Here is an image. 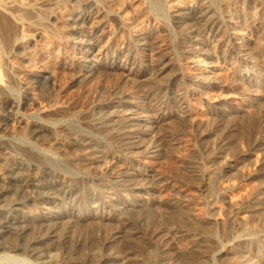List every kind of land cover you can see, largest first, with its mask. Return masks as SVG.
<instances>
[{"label":"rangeland","instance_id":"374dc122","mask_svg":"<svg viewBox=\"0 0 264 264\" xmlns=\"http://www.w3.org/2000/svg\"><path fill=\"white\" fill-rule=\"evenodd\" d=\"M79 1L22 0L23 5L35 8L27 15L16 9L23 13L17 16L15 11L18 18L0 10V87L9 96L0 94V121L5 124L0 122L4 143L0 173L28 179L31 165L21 147L30 145L46 155L56 175L40 179L55 180L58 188L70 190L45 207L39 196L21 199L23 206L5 213L12 221L19 218L18 224L14 222L16 225L0 234V242L12 245L46 233L36 246L58 260V239L68 235L70 240L80 238L73 254L76 260L95 248L99 252L127 248L134 253L132 264H143L147 250L136 242L139 236L129 233L108 243L109 233L123 221H140L143 224L137 230L143 228L148 237L159 225L179 231L168 216L182 202L188 224L181 228L194 233L191 224L198 221L203 226L199 236L209 254L203 264H264V0H90L108 15L102 23L105 35L89 55L92 70L84 71L83 76L64 67L80 38L69 26L68 15L88 7ZM170 2L176 6L168 7ZM123 17L128 18L127 24ZM205 22V30L195 28ZM191 23L193 30L189 29ZM127 52L131 55L128 69L133 72L125 76L113 71L110 64ZM157 58H163L162 65L156 64ZM25 65L29 68L24 69ZM49 73L55 77L53 83L48 82ZM154 97L160 99L159 106H153ZM129 112H137V119L127 120ZM5 114L13 120L23 118V123L13 126ZM158 114L163 117L157 120ZM32 121L43 122L47 129L40 135L28 133L26 125ZM226 125L233 129L226 130ZM121 129L132 130L141 142L128 155L137 168L138 182L119 189L104 171L121 168L120 158L125 156L116 144ZM156 134L168 136L159 150L149 146ZM224 138L218 151L216 145ZM82 139L89 146L79 144ZM258 139L259 145H255ZM186 162L196 166L200 184L192 185L186 179ZM33 172L42 174V166L36 165ZM84 172L100 178L81 182ZM150 185L157 188L140 187ZM8 186L13 191L7 195L16 198L20 183ZM90 192L97 197L91 199ZM102 198L114 203L115 209L100 216L94 205ZM55 205L66 215L58 222L46 220L54 222V237L47 235L48 223L38 231L31 219L41 212L48 214V207ZM187 242L178 238L174 250L187 253ZM81 244L90 252L82 250ZM226 248L230 251L222 256ZM184 263L182 257L170 260V264ZM12 264L26 263L18 260Z\"/></svg>","mask_w":264,"mask_h":264},{"label":"bare ground","instance_id":"6f19581e","mask_svg":"<svg viewBox=\"0 0 264 264\" xmlns=\"http://www.w3.org/2000/svg\"><path fill=\"white\" fill-rule=\"evenodd\" d=\"M80 1H79L80 2L79 4H84L85 6H88V7L86 9L85 8L84 9H82V8L77 9V7H72L74 9L79 10V11L75 14V11H77V10L73 9L74 11L72 13H70V15H68V17L70 16L69 19H71V23H70L69 26L71 27V29L73 31H75V32L77 31L80 34V38H78V40L76 41V44H77L76 45V49H77L76 52H73V53L70 54V59H69L68 62L64 63L65 64L64 67L67 68L68 70L72 71L73 74H80V75L83 76L84 75V71L85 72L86 71L90 72L92 70L94 62H93V59H89V55L93 52L92 48L96 45V43H98V41H100L101 36L105 35V32H106L105 31V26H102V23L104 22L106 16L108 15V12L106 10H103L102 7L94 6L93 5L94 2L91 3L90 0H80ZM26 5L27 4L23 5L22 0H0V10H2L4 13H6L7 16H13L14 17L15 14H16L15 11H17L16 9H18L19 11L22 10L24 15H27L31 11V9L35 8V7H33V5H31V6L30 5L26 6ZM177 5L179 6V4H177ZM174 6H176V5H171V2H170V5L168 7L172 8ZM28 10H29V12L27 13ZM140 10H141V8H140ZM24 11H26V12H24ZM170 11H173V9H171ZM22 12H18L17 16L21 15ZM23 13H22V15H23ZM17 16H15V17H17ZM209 19H210V17H209ZM122 20H123V22L125 24H127V22H128V18L127 17H123ZM192 20H194V22H195V16L194 15H193V19ZM229 20H231V19H229ZM17 21H19V20H17ZM192 23H193V21H192ZM192 23L190 24V26L192 25ZM202 25L204 27H201ZM101 26H102L101 33L98 34L97 33V29L100 28ZM193 26H195V25H192L191 28H189V29L193 30L195 28H198V30L199 29L205 30V28L208 26V24L205 22V24L203 23L200 26H196L195 28H192ZM1 29H3V28H1ZM5 29H7V28H5ZM5 39H7V38H5ZM14 41L16 42V39H14ZM143 43H145V42L143 41ZM15 47L16 48H20L21 46L19 44H16ZM118 56L115 59L112 60V62L110 64V67L113 69V71L116 70V71H118L119 73H121V74H123L125 76L131 75V73L133 72L131 70L132 68L130 67L128 69V64L130 63V59H131L130 53L125 54V56H123L122 59H120ZM23 57L24 58L27 57V53L26 52L23 53ZM152 59H153V57H152ZM157 59L158 60H157L156 64L162 65L163 58L162 59L161 58L160 59L157 58ZM119 60H120V62H119ZM23 68L27 69V68H29V66L25 65ZM163 68H164L163 66L161 68H158L157 72L161 71ZM0 70H1V68H0ZM45 77H47V75ZM1 79H2V76L0 78V85L2 84L1 83ZM54 80H55L54 75H52V73H49L48 82L53 83ZM165 82H167V80ZM167 84L168 83H165V85H167ZM167 90H168V92H170V88L167 89ZM0 94H4V95L6 94L5 93V88L0 87ZM4 95H2V96H4ZM5 97H9V96L5 95ZM153 101H154V103H152L153 106L154 105L159 106L160 99H157V97H156ZM0 103H1V101H0ZM158 108H160V107H158ZM159 110H161V109H159ZM185 111H187V110L185 109ZM135 113H137V112H129V114L126 116V119L129 120V121L137 119ZM5 117H7L8 119H10L12 121L11 124H13V126H16V125L19 126L21 123H23V120H24L23 118H19V117L13 120L11 117H9V114H5ZM141 117H142V114H141ZM161 117H163V114H162V116H160L158 114L157 115V120L159 118H161ZM2 120L3 119H1V121ZM1 123H3V122H1ZM1 123H0V126H1ZM24 124H27V123H24ZM121 125H119V126H121ZM47 126L48 125L44 124L43 122L32 121L31 124H27L26 125V130L30 134H39L40 135L43 131H45V129H47ZM220 126H223V124H221ZM115 127H117V126H115ZM224 128H226V130L227 129L228 130L229 129H233V128H231L230 125H226V127H224ZM123 129H121V132L118 135L119 140H118V142H116V144L118 143L119 146L118 145H116V146H118V151L120 153H122L125 157L127 156V158L126 159H124L125 157H123L122 159L120 158V161L122 162L120 164V167H121L120 169L116 170L115 167H113V168H108L106 171H104V174H105L107 180L112 182V183H114V184H116L117 186H119V189L120 188L121 189L122 188H127L128 186H131V184H133V182L135 180L136 181L138 180L137 177H136L138 175V171H136L137 168H134L132 166L130 159H128V155L131 156L132 153H134L133 149L135 147H138L137 142L140 140V137H138V134H136L135 132H132V130H131V132L128 133V131L126 132ZM21 130H23V129H21ZM111 130H113V129L111 128ZM222 130H223V127H222ZM0 131H1V129H0ZM24 131H25V129H24ZM68 131L70 132V134H72V130L71 129H68ZM160 133H162V132H160ZM201 133H203V132H201ZM231 133H233V132H231ZM223 136L224 135H222V137ZM86 138H88V137H86ZM167 138H168V136H167ZM167 138L164 135H161V134L157 135L156 134L154 140L151 142V145H149V146L156 148V150L158 148V150H159V149L162 148L161 145H162L163 140L165 141ZM225 139L226 138L221 139V140L218 141V143L216 145V148H218V151L220 149H222L221 147H223L224 143H222L221 145H220V143L223 142ZM259 140L260 139H258L257 141L254 142L255 145H259L258 144L260 142ZM88 141H89V138H88ZM88 141H87V139L86 140L82 139V142H80L79 144H81L82 146L83 145L87 146L86 144L89 143ZM140 142L141 141H139V143ZM143 144H144V142H143ZM143 144H141V146ZM88 146H89V144H88ZM1 148H4V143H3V141L0 140V149ZM146 148H147V146H146ZM21 150H22V154L30 161L29 164L31 165V167H30L31 172H29L30 174L28 173L29 174V178L25 179V180H24V178H21V177H18V178L12 177V175H10L11 174L10 172L7 173V172L3 171L2 174L0 173L1 174L0 175V203H2L0 205V216L2 217V219H0V234H2L9 227H12L14 222L19 221V218L18 219L16 218L15 219L16 221H12L11 217H9L8 215H9V213L12 210H16L17 211L19 209V207H17L18 205H20V206L24 205L22 203L21 199H29L30 200V199H34L35 197L39 196V198H40V200L42 202V206L45 207L47 205L52 204L57 199H59L62 192L63 193H66V192L68 193L70 191V190L67 191L64 188L63 189L58 188V186L56 184L57 181H55V180L54 181L50 180V181H45L44 182V181H42L40 179L44 175L53 176V177L56 176L54 174V172L52 171L53 168L50 167L47 164V162H46V155L40 154V153H37V152L33 151L31 149L30 145H26L24 147H21ZM165 151H166V149H165ZM148 152H150V151H148ZM158 155L159 154H157L156 156H158ZM36 165H41L42 166V168H43V173L42 174L38 175V174L33 172L35 167H36ZM185 172H186L185 173L186 179L190 181V184L193 185V184H200L201 183V179H200L199 173L196 170V166H194L193 162H186ZM99 178L100 177H99L98 174H93L92 172H84L83 175L80 176L79 181H81V182L82 181H89L90 182V181H94V180H99ZM13 182L20 183V188L16 192L17 197L10 199L11 198L10 197L11 194L9 196L7 194L11 193L13 191V189L10 188L11 186L9 187L8 185L12 184ZM159 182L161 184L160 186H162L163 183H162V180L160 178H159ZM4 183H6V184H4ZM58 184H59V182H58ZM157 185H158V183H157ZM151 186L153 187V186H156V185L140 186V187H143V189L146 190V189H148ZM155 188H157V186ZM96 197H97V193L90 192V198L91 199L92 198L95 199ZM108 201H110V200H108ZM108 201H106V199L102 198V199H99L95 203V205H94L95 210H96V212L100 213V216H103L104 212H109L110 213V211L112 209H115L114 203H110ZM183 206H186V204H183L182 202H180L178 204V206L175 207V211H172L171 215L168 216L169 218L171 217L170 220L174 221V223L175 222L177 223V226L179 227V231H174V232L172 231L171 232L169 230H166V228H164L163 226L159 225V227L157 229L155 228L154 231H150V232H153V233L150 234V236L148 237L147 235H149V234H146V232H145V230H143V228H142L141 231L137 230V229H139L142 226L143 223H140V221L139 222L138 221L134 222V221L125 220L127 222L123 223L124 222L123 221L122 222L123 224L121 223V225H119V227L115 231L109 233V237L107 238V242L111 243L116 238H120V237L126 238V237L129 236L128 235L129 233H134V236H136V238L138 236L140 237V238L138 237L137 238L138 240L136 241V242H138V245L139 246H143L144 248L143 247L142 248L144 250L145 249L147 250V253L145 254L144 259L143 260L140 259V260L143 261V264H170V260H173L174 258L175 259H179L181 257L183 258V260L185 262L184 264H203V263H207L209 254L206 253L207 251H205L202 248L204 243L201 241L202 237L199 236L201 228L203 226H202V224H200L197 221V222H194L193 224H191V226H190V228H192V226H193L192 232H194V233H190V232L184 230V228L182 229L181 227H183V226L187 227V224H188V222L186 221L185 215L183 214V213H185L182 210ZM48 209H49V213L46 214V215H42L41 214L42 212L41 213L37 212L38 213L37 215H34V217L31 216V217H33L31 219V224L32 223L35 224L37 226V228H35V229H37L38 231H43L42 227L47 226L49 224L48 222H46V220L47 221L48 220H53V221L59 220L60 221L61 217L66 215L65 211L62 210V208L60 206H58V207L56 205L54 207L49 206ZM5 213H7L8 215L7 214L5 215ZM45 223H48V224H45ZM50 223L51 224H49V227L47 229V235H52V236L57 235V233L55 231L56 228L54 230V227H52V226H54V222L51 221ZM16 224H18V223L16 222ZM26 224H28V223H26ZM22 226H24L23 222H22ZM22 226H20L21 230H22ZM20 227H18V228L20 229ZM25 227H28V226H24V228ZM39 228H41V229L39 230ZM180 228L184 232H182V230ZM37 232H35V233H37ZM18 234H17V236H19V235L22 236L21 233L19 235ZM45 234H43V233L42 234L41 233L34 234L35 236H33V237L29 238V239L26 237L27 239H26L25 242H23L24 240L22 241V239H21V241L23 243L19 242L18 240L17 241L15 240L17 243H15V244L13 243L12 245H9L8 243L5 244L4 242H0V264H12L14 262L17 263L18 260L19 261H23L26 264H132L133 260L135 259L134 256H133L134 253L130 249L122 248V249H119V251H117V252H115V251L114 252L113 251H110V252H99L98 250H100V249L99 248L98 249L95 248L97 245H96V243H94L96 245L94 247L95 248L94 249L95 252L93 250V252H91V253H87L85 255L83 254L84 255L83 258H81L80 260L79 259L76 260L75 256H73V254H74L76 248L79 247L80 243H78V241H80L79 240L80 238L79 239L76 238L77 240L74 241L75 238L71 237L73 240H70L69 239L70 237L68 235L67 236L65 235L62 238L58 239L59 245H58V242H57L56 245H58L57 248L59 250V259L58 260H54V258H53L54 255L53 256L52 255H45L36 246L37 243L39 241H41L43 237H45L44 236ZM142 234H145V235H142ZM178 238L186 240V241H188L187 243L190 244V250H188L187 253L182 254V253H180V251H175L174 250L175 249L174 248L175 247L174 244H175V242H176V240ZM179 241H181V240H179ZM97 242H98L99 246H101V244H100L101 242H99V241H97ZM77 243H78V245H77ZM104 243H106V242H104ZM84 245L85 244H81V246H82L81 249L82 250H83ZM102 245H103V242H102ZM38 246H39V244H38ZM85 248H87V246L84 247V251H86ZM89 249L86 252H90ZM229 249L226 248V249L222 250L223 252L221 253V255L222 256L226 255V253L230 251ZM84 251H80V252H84ZM170 251H172V252H170ZM166 252H168V253H166ZM159 253H160V255H159ZM79 254H81V253H79ZM169 254H171V255H169ZM76 257H78V255Z\"/></svg>","mask_w":264,"mask_h":264}]
</instances>
